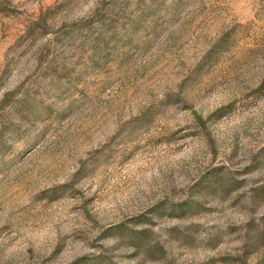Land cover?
Wrapping results in <instances>:
<instances>
[{
  "label": "rangeland",
  "instance_id": "rangeland-1",
  "mask_svg": "<svg viewBox=\"0 0 264 264\" xmlns=\"http://www.w3.org/2000/svg\"><path fill=\"white\" fill-rule=\"evenodd\" d=\"M0 264H264V0H0Z\"/></svg>",
  "mask_w": 264,
  "mask_h": 264
}]
</instances>
